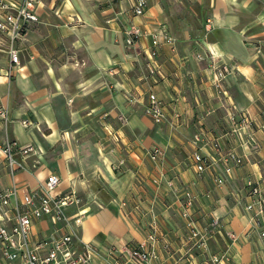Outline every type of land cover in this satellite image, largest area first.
Wrapping results in <instances>:
<instances>
[{
	"label": "crops",
	"instance_id": "0c3cea01",
	"mask_svg": "<svg viewBox=\"0 0 264 264\" xmlns=\"http://www.w3.org/2000/svg\"><path fill=\"white\" fill-rule=\"evenodd\" d=\"M148 2L146 14L135 17L131 0H40L39 21L17 41L20 65L10 76L8 41L0 34V52L5 53L0 108L8 111L7 122L0 117V146L9 139L34 145L42 156L53 153L50 162L43 157L35 173L11 176L1 167L0 192L15 183L22 196L50 174L60 178L61 192L74 191L85 159L94 154L101 166L115 159L125 163L132 182L119 196L126 200L88 214L75 227L58 225L60 233L93 243L100 256H107L111 245L143 243L156 251L155 264H210L209 256L223 253L229 259L221 264H264V237L245 208L247 180L264 188V0ZM131 26L165 30L175 39L156 48L160 75L149 72L148 39L133 47L125 44ZM219 66L228 69L222 88L216 82ZM150 93L163 102V124L147 113ZM246 113L253 120L247 136L256 143L235 131ZM24 121L31 125L25 127ZM199 132L221 145L220 153L211 145L201 149L213 160L202 177L192 159L201 148L193 143ZM155 148L167 150L166 156L152 160L148 154ZM232 149L244 162L226 176L223 155ZM3 158L0 152V163ZM99 172L89 175H109L102 168ZM135 174L145 182L134 184L130 175ZM218 174L226 177L221 187L214 182ZM186 192L200 228L213 220L222 224L207 251L189 240L181 214ZM151 225L158 234L155 244L147 241ZM54 229L50 219L35 221L33 237L46 238Z\"/></svg>",
	"mask_w": 264,
	"mask_h": 264
},
{
	"label": "built area",
	"instance_id": "2783aa9c",
	"mask_svg": "<svg viewBox=\"0 0 264 264\" xmlns=\"http://www.w3.org/2000/svg\"><path fill=\"white\" fill-rule=\"evenodd\" d=\"M131 2L132 14L135 17L146 14L148 0H131ZM39 3L40 0H22L20 4L0 0V34L8 41L7 53L11 63L7 76H10L13 66L20 65V51L16 43L25 32L38 23L36 8ZM125 34V44L130 47L135 46L142 38L150 41L152 51L148 69L151 75H160L161 67L157 61L156 48L165 44H174L175 39L165 30H150L141 26H131ZM227 73V67H217L216 82L219 88H222L221 83ZM148 98V115L156 124L165 122L166 113L163 102L154 93H150ZM0 117L7 122L8 111L0 108ZM22 123L25 127L31 125L26 121ZM252 126L253 120L249 114H242L239 127L235 131L243 137L245 134L247 140L256 143L253 135L247 136ZM193 143L201 145V148L194 152L192 159L196 175L202 177L212 166L213 160L204 155L201 149L211 145L214 151L220 153L221 145L218 141L209 142L203 132L194 135ZM0 152L4 157L3 162L0 163V170L4 168L11 176H14L24 167L25 160L36 154L37 150L32 144L22 146L16 141L7 139L6 143L0 146ZM149 155L155 160L162 155V152L155 148L149 152ZM223 161L224 175L228 176L235 167L243 164L244 159L232 149L223 155ZM214 182L221 187L225 184L226 177L218 174L214 177ZM60 185V178L50 174L37 188L27 191L22 196L15 183L9 189L0 192V264H95L96 260H100L102 264H155L158 259L156 251L147 248L143 243L137 247L111 245L107 249V256H100L93 243L74 237L72 233H60V227L64 226L61 224L68 221L67 210L73 205L78 206L80 202L74 191L61 192ZM246 188L249 202L246 203L245 208L251 215L253 227L264 237V188L250 179L247 180ZM184 196L181 214L187 222L189 240L193 241L195 246L198 245L207 251L209 239L215 233L222 231V224L213 220L210 226L200 228L191 211L193 198L188 192ZM78 215L81 216L80 212ZM79 216L74 220L76 225L82 223ZM44 219H50L55 229L46 238L34 239L33 224L35 221ZM58 225L61 226L58 227ZM150 228L147 241L155 244L158 241L157 230L154 225ZM233 238L237 239L234 236ZM228 259L229 256L226 253L209 256L210 264H221Z\"/></svg>",
	"mask_w": 264,
	"mask_h": 264
},
{
	"label": "rangeland",
	"instance_id": "374dc122",
	"mask_svg": "<svg viewBox=\"0 0 264 264\" xmlns=\"http://www.w3.org/2000/svg\"><path fill=\"white\" fill-rule=\"evenodd\" d=\"M8 48V47H7ZM4 54L3 52H0V63L4 60ZM122 122H124V119H121ZM164 123V122H163ZM162 123V124H163ZM162 152V156L165 157L167 150L160 149ZM53 156L52 150H49L47 155L44 154V156L41 155V153H36L31 156H29L25 160L24 167L19 169L18 171H29L32 173H35L39 171L40 167L44 164L43 157L46 161L50 162L51 158ZM148 156L151 158V156L148 154ZM93 159V160H92ZM92 160V161H91ZM153 160V159H152ZM97 161L94 159V154L91 155L90 160H86L83 162V167L85 169V172L81 171L82 175L80 176L82 178V181L77 182V187H75L74 192L77 194V196L80 199V202L78 203V206H71L70 213L68 214V221H65L63 225L67 228L69 226L75 227L74 220L79 216L82 220H84L88 214H95L99 211H102L105 208L108 207H116L119 202H124L126 199L125 197H121L119 199V196H122V190L124 189V185L128 184L130 187L132 182L127 180L128 176L125 173L124 165H121L115 161V159L110 160V162H106L105 165H100L99 163L95 164ZM102 168V170L105 172V174H109L108 176L103 177H97L94 175H89L90 173L97 171L98 174H100L99 169ZM74 169H78V166H76ZM17 171V172H18ZM134 184L138 181L142 182L143 176L142 175H136L133 177ZM141 177V178H140ZM131 178V180H132ZM144 179V178H143ZM63 185L67 188H71V185L69 183V180H63ZM138 184V183H137ZM70 185V186H69ZM68 189L66 193L72 191ZM130 192V191H129ZM127 199H130L127 193ZM119 217L120 213L115 211ZM65 228V229H66ZM80 228V227H79ZM80 233H78V236L80 237Z\"/></svg>",
	"mask_w": 264,
	"mask_h": 264
}]
</instances>
